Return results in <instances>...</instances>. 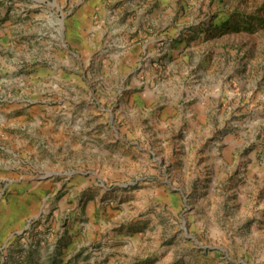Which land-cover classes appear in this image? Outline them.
I'll return each mask as SVG.
<instances>
[{
	"label": "rangeland",
	"instance_id": "1",
	"mask_svg": "<svg viewBox=\"0 0 264 264\" xmlns=\"http://www.w3.org/2000/svg\"><path fill=\"white\" fill-rule=\"evenodd\" d=\"M1 120L0 264H264V0H0Z\"/></svg>",
	"mask_w": 264,
	"mask_h": 264
},
{
	"label": "crops",
	"instance_id": "2",
	"mask_svg": "<svg viewBox=\"0 0 264 264\" xmlns=\"http://www.w3.org/2000/svg\"><path fill=\"white\" fill-rule=\"evenodd\" d=\"M144 98L145 101L149 100L148 97ZM46 113L47 115L51 114L49 112ZM20 120L22 123H25V125L30 124V121L28 120L22 118ZM0 122L4 123V120H1ZM13 126L17 125L13 124ZM34 141L35 140L31 137L26 136L16 137L13 142H10L7 145L0 141V145H2L0 146V173L4 177H8L0 178V183H4V187L9 186L11 192H13L14 194V197L15 195L18 196V198L15 197L13 203H11L6 209H4L5 211H7L8 215H10L8 210L12 208L14 209V207L18 205L26 207L23 210H28L27 212L30 215L32 212L40 209L42 207V204L49 198L47 190L51 182L41 181L35 183L34 185L32 184V186H28V188L26 187V179H24L25 175L27 174L26 171L31 167L33 168V165L31 163L32 155L34 154L33 156L35 157L38 153L36 148L38 147V145L34 144ZM4 147H6L7 149H4ZM31 149H33V151H31ZM6 183H8V185H6ZM79 184V189L81 190V188H83V184L81 182ZM34 202L37 203L36 208L29 211L31 203L34 204ZM89 207H91V203L87 202L86 208ZM99 212L102 215V211L100 209ZM10 216H12V214ZM23 218L24 217L19 219Z\"/></svg>",
	"mask_w": 264,
	"mask_h": 264
},
{
	"label": "bare ground",
	"instance_id": "3",
	"mask_svg": "<svg viewBox=\"0 0 264 264\" xmlns=\"http://www.w3.org/2000/svg\"><path fill=\"white\" fill-rule=\"evenodd\" d=\"M88 8L87 7H85V8H83L82 10H81V16H80V18H79V20L81 19V23L82 22H84L85 20H88L89 19V17H88Z\"/></svg>",
	"mask_w": 264,
	"mask_h": 264
}]
</instances>
